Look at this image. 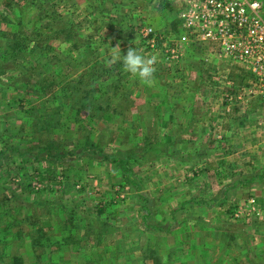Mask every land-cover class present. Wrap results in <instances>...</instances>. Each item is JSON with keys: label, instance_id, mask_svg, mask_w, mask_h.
Returning a JSON list of instances; mask_svg holds the SVG:
<instances>
[{"label": "rangeland", "instance_id": "374dc122", "mask_svg": "<svg viewBox=\"0 0 264 264\" xmlns=\"http://www.w3.org/2000/svg\"><path fill=\"white\" fill-rule=\"evenodd\" d=\"M43 1L0 0L12 36L0 33V264H264V242L246 234L257 199L231 207L230 176L213 174L212 137L231 121L223 104L253 96L247 67L212 42L167 57L181 0H49L47 11ZM147 27L166 39L152 47ZM16 39L17 55L6 46ZM130 47L155 56L151 84L123 68ZM95 70L83 104L67 86L90 89Z\"/></svg>", "mask_w": 264, "mask_h": 264}, {"label": "built area", "instance_id": "2783aa9c", "mask_svg": "<svg viewBox=\"0 0 264 264\" xmlns=\"http://www.w3.org/2000/svg\"><path fill=\"white\" fill-rule=\"evenodd\" d=\"M181 1L176 11L180 33L175 40L166 42L167 57L177 59L183 44L212 42L219 56L247 67L251 86L246 92L256 93L264 101V0ZM142 32L152 47L157 40L166 39L165 34L151 27ZM229 94L228 101L233 98Z\"/></svg>", "mask_w": 264, "mask_h": 264}, {"label": "crops", "instance_id": "0c3cea01", "mask_svg": "<svg viewBox=\"0 0 264 264\" xmlns=\"http://www.w3.org/2000/svg\"><path fill=\"white\" fill-rule=\"evenodd\" d=\"M248 88L244 89V93ZM252 95L242 106H228L227 102L222 106L231 121L223 135L212 137V143L217 145L213 174L230 176V182L225 185L223 192L229 193L228 199L233 198L231 207L243 203L248 196L257 199L262 216L246 221V234L248 233L252 244L257 243V246H260V242H264V119L259 118L264 114V101L258 100L259 95L256 93ZM220 108L216 111H221ZM219 144L225 147L226 151L222 152ZM220 183L219 179L218 184ZM249 186H253L252 191ZM243 189L246 195L243 200H239L241 198L236 197L237 193ZM224 200L225 197L221 202Z\"/></svg>", "mask_w": 264, "mask_h": 264}, {"label": "trees", "instance_id": "16d2710c", "mask_svg": "<svg viewBox=\"0 0 264 264\" xmlns=\"http://www.w3.org/2000/svg\"><path fill=\"white\" fill-rule=\"evenodd\" d=\"M46 1H49V0H46ZM46 1H43V2H40L39 3V6H38V9H42V10H45V11H47L48 10V6H46V7H44V5L46 4ZM36 3V1L34 2V4ZM34 29H31L30 30V32L31 31H33ZM0 33H1V37L2 38H5V39H9V42H10V39L12 38V36H10V34H8V33H5V32H2V31H0ZM15 33V32H14ZM25 36H27L28 37V34H25ZM14 37V36H13ZM18 39H16V41H13L12 43H7L6 44V46H7V48L8 49H11L12 50V52L14 53V54H16L17 55V52L18 53H20V52H23V50H25L26 48L24 47V45L22 44V43H24L25 41L24 40H18ZM21 48H24V49H22V50H20L19 51V49H21ZM36 53V50L33 48V47H28L27 48V51H25V60H28V58H31V59H33V58H35L34 57V54ZM24 59V56H23V58H22V60ZM110 69V70H109ZM112 69L111 68H108V69H106L105 68V71H111ZM98 70H95V71H93V72H90V74H91V76L92 75H95L96 74V72H97ZM90 76V77H91ZM99 76H101V75H99V72H97V75H95L92 79H91V81H89L90 82V85H89V88L90 89H87L86 88V86H85V84H83V83H81L82 82V80H79V81H76V82H73V84H71V85H68L67 86V88H70V89H72L74 92H82V93H84V95H82V96H80L79 98H82L83 100H85V101H83V104H86V102L89 100V99H91V98H93V93H94V91L98 88V84L99 83H97L96 82V80L99 78ZM112 88L113 89H116L117 88V86H115L114 84L112 85ZM90 94H92V96L90 97L89 95ZM58 110V109H57ZM56 110V111H57ZM126 159H123V158H116V157H114L113 159H112V162H116L118 165H120L122 168H125V170L127 171L129 168L128 167H126V161H125ZM106 227V224L105 223H103V228H101V229H104ZM100 229V230H101ZM100 233V232H99ZM43 235L39 232V234H38V236L37 237H35L34 238V245H37V244H40V245H38L37 247L38 248H40L39 250H38V258H40L41 256H42V254H43V251H41L42 250V245H41V243L39 242V239H40V237H42ZM97 238H99V235H97ZM54 243H58V241H54ZM53 243V244H54ZM13 259H14V261H13ZM13 259H11V262L9 263H7V264H23L22 262H21V259L20 258H13ZM47 260V259H46ZM48 260H50V257L48 256ZM49 262V261H48Z\"/></svg>", "mask_w": 264, "mask_h": 264}, {"label": "clouds", "instance_id": "9594fccd", "mask_svg": "<svg viewBox=\"0 0 264 264\" xmlns=\"http://www.w3.org/2000/svg\"><path fill=\"white\" fill-rule=\"evenodd\" d=\"M123 68L133 74L143 79L145 82L151 84L153 73L155 72L154 63L155 56L144 57L138 50L134 47L128 48L126 54L121 55Z\"/></svg>", "mask_w": 264, "mask_h": 264}]
</instances>
